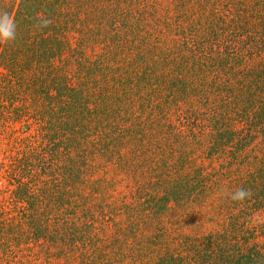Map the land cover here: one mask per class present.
Wrapping results in <instances>:
<instances>
[{
	"label": "trees",
	"instance_id": "obj_1",
	"mask_svg": "<svg viewBox=\"0 0 264 264\" xmlns=\"http://www.w3.org/2000/svg\"><path fill=\"white\" fill-rule=\"evenodd\" d=\"M255 2L0 0V264H264Z\"/></svg>",
	"mask_w": 264,
	"mask_h": 264
},
{
	"label": "rangeland",
	"instance_id": "obj_2",
	"mask_svg": "<svg viewBox=\"0 0 264 264\" xmlns=\"http://www.w3.org/2000/svg\"><path fill=\"white\" fill-rule=\"evenodd\" d=\"M247 1L250 2V4L246 5L247 9L249 10V13H252V11L256 12V10H258L259 8L257 2H255V0H247ZM10 146H11V142H9L8 138L4 136L0 137V158L5 157V155L8 152H10L9 151ZM1 173L2 171H0V187L3 186L2 182L6 183L7 181V179L4 178ZM115 192L116 191H114L113 193ZM171 216L167 220L168 222L167 225H169V227H171L172 229H177L178 231H184L187 233L191 232V229L196 230L198 228L204 231H212L219 229L223 226V222L226 217L224 213L215 210L210 205L207 206L205 209H201L198 211L196 209L195 212L192 213L191 215L176 213ZM256 218H258L259 221H262L264 219V213L263 214L258 213ZM172 223H174V225H172Z\"/></svg>",
	"mask_w": 264,
	"mask_h": 264
},
{
	"label": "clouds",
	"instance_id": "obj_3",
	"mask_svg": "<svg viewBox=\"0 0 264 264\" xmlns=\"http://www.w3.org/2000/svg\"><path fill=\"white\" fill-rule=\"evenodd\" d=\"M15 24L8 15V13H3L0 15V41H9L15 38ZM248 193L239 189L234 194L233 199H243Z\"/></svg>",
	"mask_w": 264,
	"mask_h": 264
}]
</instances>
